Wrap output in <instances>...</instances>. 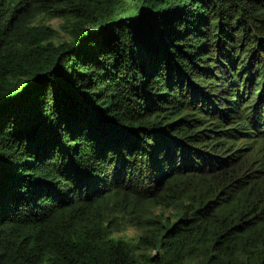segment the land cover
<instances>
[{"label":"trees","instance_id":"trees-1","mask_svg":"<svg viewBox=\"0 0 264 264\" xmlns=\"http://www.w3.org/2000/svg\"><path fill=\"white\" fill-rule=\"evenodd\" d=\"M126 1L0 0V264H264V0Z\"/></svg>","mask_w":264,"mask_h":264},{"label":"rangeland","instance_id":"rangeland-1","mask_svg":"<svg viewBox=\"0 0 264 264\" xmlns=\"http://www.w3.org/2000/svg\"><path fill=\"white\" fill-rule=\"evenodd\" d=\"M143 4H144V0H127L126 3L124 4V12L129 17H133L134 16L132 14L134 12L133 10H136L137 7L139 8ZM49 24L53 27V29H55V31H58L59 33H61L60 32V28H59L60 27V24H61V21L59 19L54 20V21H51ZM126 26H128V25H126ZM166 214L168 216L170 215L169 212H166ZM138 233L139 232H137L136 230L129 229V230H127V232L125 234L128 235V236H136L137 237L138 236Z\"/></svg>","mask_w":264,"mask_h":264}]
</instances>
